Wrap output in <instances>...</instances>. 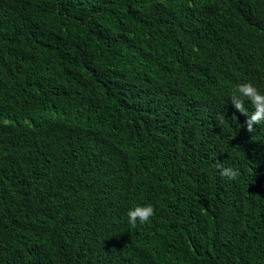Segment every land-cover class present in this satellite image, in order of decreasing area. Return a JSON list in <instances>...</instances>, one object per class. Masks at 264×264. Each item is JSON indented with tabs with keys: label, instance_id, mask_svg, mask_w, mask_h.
Returning <instances> with one entry per match:
<instances>
[{
	"label": "trees",
	"instance_id": "1",
	"mask_svg": "<svg viewBox=\"0 0 264 264\" xmlns=\"http://www.w3.org/2000/svg\"><path fill=\"white\" fill-rule=\"evenodd\" d=\"M244 82L264 0H0V264H264Z\"/></svg>",
	"mask_w": 264,
	"mask_h": 264
},
{
	"label": "clouds",
	"instance_id": "2",
	"mask_svg": "<svg viewBox=\"0 0 264 264\" xmlns=\"http://www.w3.org/2000/svg\"><path fill=\"white\" fill-rule=\"evenodd\" d=\"M246 102H250L253 107L250 116L247 115ZM231 104L236 111L247 116L243 127L246 128L248 133H252L256 125L264 123V93H261L252 82L239 83L234 86L231 94ZM220 175L236 179L239 171L231 167L221 168ZM154 214L155 210L151 204H137L128 210V222L132 227H135L138 222L140 224L147 223Z\"/></svg>",
	"mask_w": 264,
	"mask_h": 264
}]
</instances>
